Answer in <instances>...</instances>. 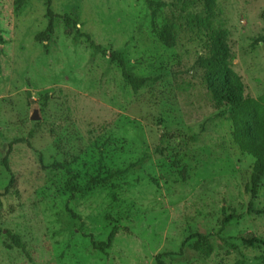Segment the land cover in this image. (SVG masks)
<instances>
[{
  "label": "rangeland",
  "instance_id": "rangeland-1",
  "mask_svg": "<svg viewBox=\"0 0 264 264\" xmlns=\"http://www.w3.org/2000/svg\"><path fill=\"white\" fill-rule=\"evenodd\" d=\"M219 4L215 31L229 47L242 95L260 96L264 43H250L264 35V0ZM50 7L57 17L46 52L34 39L48 22L45 0H0V161L8 141L32 132L31 146L18 143L9 156L16 183L0 195V264H257L264 249L247 241L264 242V216L246 211L264 205L263 182L254 194L255 158L233 141L228 114L194 65L203 48L178 45L164 12L154 14L146 0H51ZM111 51L134 75L159 81L132 90ZM104 139L117 143L104 147L106 168L152 156L142 169L73 198L65 172L39 162V154L46 166L75 160L85 184ZM9 178L0 163V194ZM223 212L243 216L221 228ZM113 226L106 254L83 236L102 241ZM7 230L25 251L8 247ZM193 232L210 234L208 257L191 249Z\"/></svg>",
  "mask_w": 264,
  "mask_h": 264
},
{
  "label": "trees",
  "instance_id": "trees-1",
  "mask_svg": "<svg viewBox=\"0 0 264 264\" xmlns=\"http://www.w3.org/2000/svg\"><path fill=\"white\" fill-rule=\"evenodd\" d=\"M148 7L154 12L162 10L165 15V22L175 42L181 47L201 46L203 53L198 55L194 61V65L202 72V78L206 82L207 90L210 92L212 99L218 106H222L224 113L228 114L232 123V138L239 149L255 158L251 174V185L253 193L259 182H263L264 188V94L251 97L243 96L244 86L239 80L235 79L229 64V47L227 43L221 39L218 32L215 31V21L221 15L222 8L219 0H146ZM46 17L48 22L46 28L34 36L36 42H45L43 48L48 52L47 41L50 39L54 31V19L57 17L51 9V0H45ZM86 37L90 44L99 52L106 54L107 51L101 45L93 42L89 34ZM264 43V35H260L253 39L250 43L251 47L256 44ZM110 57L117 62L121 69V74L127 84L136 91L146 85L159 81L160 76L141 77L131 73L125 64L123 54L119 51H111ZM37 107L40 104L37 103ZM222 116V113L216 114ZM32 132L26 138H12L8 141L7 149L1 158V165L9 173L10 178L5 186L2 194H8L14 188L16 177L11 171L9 164V156L14 145L18 143H26L28 147L31 143L30 138ZM117 143L112 139H104L97 145L99 151L98 169L96 172L88 175L85 184L79 182V174L74 168L75 160L70 161H53L49 165H44L42 156L39 154V162L45 169H60L65 172L64 188L73 198L78 193L90 191L96 186L110 185L114 180L127 175L134 169H142L145 163L151 158L152 153L146 151L135 161L129 162L124 167L115 169L106 168L103 164L104 147L107 145L115 146ZM154 152L158 155H164L165 148L156 147ZM179 168V164L175 166ZM181 178L185 177L186 169L182 168L178 171ZM154 181V180H153ZM73 217L80 218L69 210ZM249 215H263L264 205L260 208L250 206L247 211ZM221 228H224L230 221L242 218V213H222ZM117 226H113L105 240H96L91 233L83 232V236L89 239L91 247L103 254L108 252L112 246L114 236L117 232ZM79 230L83 231L82 223ZM8 237L12 244L8 247L15 246L25 251V244L20 236L7 230ZM194 239L191 243V249L200 255L208 257L213 251V245L210 240V234L202 232H193L187 240ZM251 246L258 249H264V242L261 240L247 241ZM183 252V246L180 247V254ZM160 264V262H159ZM257 264H264V253L261 255Z\"/></svg>",
  "mask_w": 264,
  "mask_h": 264
},
{
  "label": "water",
  "instance_id": "water-1",
  "mask_svg": "<svg viewBox=\"0 0 264 264\" xmlns=\"http://www.w3.org/2000/svg\"><path fill=\"white\" fill-rule=\"evenodd\" d=\"M35 112H36V111H35ZM35 112H34L33 116L31 117L33 120L38 119V117H37V115L35 114Z\"/></svg>",
  "mask_w": 264,
  "mask_h": 264
}]
</instances>
